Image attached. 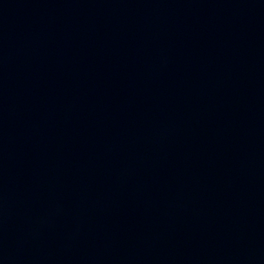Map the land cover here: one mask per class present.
Masks as SVG:
<instances>
[{
    "label": "water",
    "instance_id": "95a60500",
    "mask_svg": "<svg viewBox=\"0 0 264 264\" xmlns=\"http://www.w3.org/2000/svg\"><path fill=\"white\" fill-rule=\"evenodd\" d=\"M0 264H264V0H0Z\"/></svg>",
    "mask_w": 264,
    "mask_h": 264
}]
</instances>
